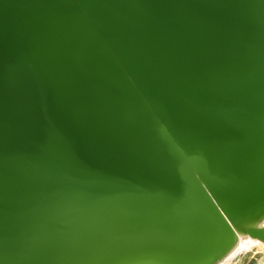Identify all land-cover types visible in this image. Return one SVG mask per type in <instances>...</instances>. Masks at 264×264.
<instances>
[{
  "label": "water",
  "instance_id": "95a60500",
  "mask_svg": "<svg viewBox=\"0 0 264 264\" xmlns=\"http://www.w3.org/2000/svg\"><path fill=\"white\" fill-rule=\"evenodd\" d=\"M264 251V0H0V264H223Z\"/></svg>",
  "mask_w": 264,
  "mask_h": 264
},
{
  "label": "bare ground",
  "instance_id": "6f19581e",
  "mask_svg": "<svg viewBox=\"0 0 264 264\" xmlns=\"http://www.w3.org/2000/svg\"><path fill=\"white\" fill-rule=\"evenodd\" d=\"M262 245L250 239L241 240L239 247L235 250V252L225 261L223 264H233L236 259L239 257L246 255L249 252L255 250L256 247H261Z\"/></svg>",
  "mask_w": 264,
  "mask_h": 264
},
{
  "label": "crops",
  "instance_id": "0c3cea01",
  "mask_svg": "<svg viewBox=\"0 0 264 264\" xmlns=\"http://www.w3.org/2000/svg\"><path fill=\"white\" fill-rule=\"evenodd\" d=\"M241 264H264V251L257 250L252 254L247 255Z\"/></svg>",
  "mask_w": 264,
  "mask_h": 264
}]
</instances>
